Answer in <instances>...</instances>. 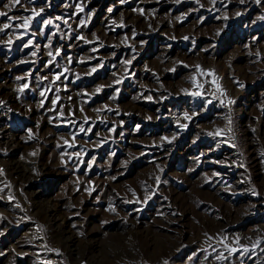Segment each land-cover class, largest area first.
Segmentation results:
<instances>
[{
	"label": "rangeland",
	"instance_id": "1",
	"mask_svg": "<svg viewBox=\"0 0 264 264\" xmlns=\"http://www.w3.org/2000/svg\"><path fill=\"white\" fill-rule=\"evenodd\" d=\"M0 13V264H264V0Z\"/></svg>",
	"mask_w": 264,
	"mask_h": 264
},
{
	"label": "bare ground",
	"instance_id": "2",
	"mask_svg": "<svg viewBox=\"0 0 264 264\" xmlns=\"http://www.w3.org/2000/svg\"><path fill=\"white\" fill-rule=\"evenodd\" d=\"M64 225H65V224H63V227H60L62 231H63V229H64ZM71 236H72V235H70V237H71ZM71 240H73V236L70 238V241H71Z\"/></svg>",
	"mask_w": 264,
	"mask_h": 264
},
{
	"label": "snow or ice",
	"instance_id": "3",
	"mask_svg": "<svg viewBox=\"0 0 264 264\" xmlns=\"http://www.w3.org/2000/svg\"><path fill=\"white\" fill-rule=\"evenodd\" d=\"M16 2H19V0H16ZM0 15H4V13H0ZM25 23H27V21Z\"/></svg>",
	"mask_w": 264,
	"mask_h": 264
}]
</instances>
